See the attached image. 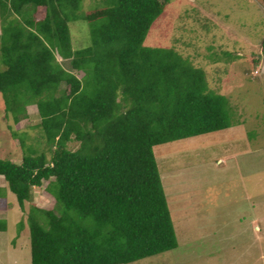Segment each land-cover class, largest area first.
<instances>
[{
	"label": "trees",
	"instance_id": "trees-1",
	"mask_svg": "<svg viewBox=\"0 0 264 264\" xmlns=\"http://www.w3.org/2000/svg\"><path fill=\"white\" fill-rule=\"evenodd\" d=\"M169 3L103 0L85 12L83 0H0L5 118L19 124L35 106L47 146L0 158L7 189L23 211L30 203L32 264H130L179 246L154 148L227 129L232 106L190 56L145 46ZM80 19L91 42L74 50ZM9 129L25 148V132ZM42 186L53 208L33 203ZM6 195L0 187V208Z\"/></svg>",
	"mask_w": 264,
	"mask_h": 264
},
{
	"label": "rangeland",
	"instance_id": "rangeland-1",
	"mask_svg": "<svg viewBox=\"0 0 264 264\" xmlns=\"http://www.w3.org/2000/svg\"><path fill=\"white\" fill-rule=\"evenodd\" d=\"M252 1L170 0L147 35L145 46L175 48L204 68L210 88L229 98L232 114L227 129L154 148L179 246L130 264H264V0ZM102 2L83 0L81 11ZM43 15L44 9L36 14ZM1 24L0 17V32ZM69 25L73 49L89 46V23ZM61 62L71 70L69 61ZM28 112L19 124L6 119L0 96L1 159L21 162L35 148L47 151L38 110L29 106ZM9 126L25 132L28 146H20ZM0 187L7 193L0 264H32L30 203L23 211L1 176ZM33 194L38 207H54L43 186Z\"/></svg>",
	"mask_w": 264,
	"mask_h": 264
},
{
	"label": "crops",
	"instance_id": "crops-1",
	"mask_svg": "<svg viewBox=\"0 0 264 264\" xmlns=\"http://www.w3.org/2000/svg\"><path fill=\"white\" fill-rule=\"evenodd\" d=\"M188 1H193V2H196L197 0H188ZM250 1V0H249ZM253 1H255V0H253ZM253 1H252V3H253ZM254 4V3H253ZM231 6V5H230ZM236 6V5H235ZM262 8H263V6H261Z\"/></svg>",
	"mask_w": 264,
	"mask_h": 264
}]
</instances>
